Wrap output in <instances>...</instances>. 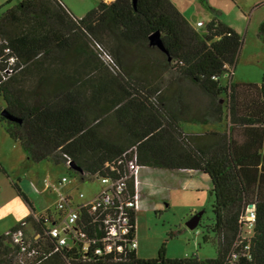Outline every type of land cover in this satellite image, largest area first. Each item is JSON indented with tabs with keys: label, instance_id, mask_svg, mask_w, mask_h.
I'll use <instances>...</instances> for the list:
<instances>
[{
	"label": "trees",
	"instance_id": "1",
	"mask_svg": "<svg viewBox=\"0 0 264 264\" xmlns=\"http://www.w3.org/2000/svg\"><path fill=\"white\" fill-rule=\"evenodd\" d=\"M200 1L212 14L204 30L170 0L100 1L81 18L61 0L2 5L0 39L21 67L0 81V112L16 120L0 121L28 160L62 165L78 180L122 176L131 157L122 155L132 148L139 168L207 175L211 217L197 235L212 243L214 257L169 258L165 243L151 258L126 243L120 252L96 255L103 212L135 194L130 177L104 210L76 205L69 247L48 235L51 210L34 216L12 184L32 214L0 235V264H264V74L257 84L220 82L230 76L242 39ZM154 33L162 49L150 44ZM257 35L264 40V19ZM186 123L216 130L187 133ZM250 205L255 218L245 237L241 217ZM124 213L130 241L135 211Z\"/></svg>",
	"mask_w": 264,
	"mask_h": 264
},
{
	"label": "rangeland",
	"instance_id": "2",
	"mask_svg": "<svg viewBox=\"0 0 264 264\" xmlns=\"http://www.w3.org/2000/svg\"><path fill=\"white\" fill-rule=\"evenodd\" d=\"M9 1L12 5L17 0H0V7ZM61 1L77 18L84 16L98 4L93 0ZM203 1L218 12V19L235 30L242 39L237 61L230 76L223 74L220 82L226 84L230 80L234 83H259L264 74V40H260L257 34L259 23L264 19V0ZM170 2L190 25L198 30H204L205 25L212 18L211 12L200 0H170ZM197 22H202L203 26L197 28ZM183 128L185 132L191 133L203 132L208 126L186 123ZM68 173L69 171L62 165H53L47 161L33 163L28 160L19 145L4 132L0 121V235L7 233L31 215V208L34 216L43 214L55 205L60 193L63 194L69 189L78 201L89 199L98 192L99 181L90 180L88 177L76 182L60 183L61 177ZM12 184L17 185L27 197L31 208ZM78 193H82L84 198L79 199ZM149 196H152L149 207L145 212L141 211L138 217V225L144 233L146 252H152L151 256L155 257L154 246L156 245L157 248L165 243V255L169 258H178L183 253H186V256L196 254L199 258L214 257L212 243H202L201 236L197 235L211 217V199L207 193L172 188L166 191H153ZM164 196L166 200L162 199ZM144 198L142 200L147 199ZM190 209L196 210L193 211L194 214L201 215L198 227L192 230L185 226V222L194 215H188ZM170 233H172L171 237H169ZM145 254L140 253V256Z\"/></svg>",
	"mask_w": 264,
	"mask_h": 264
},
{
	"label": "built area",
	"instance_id": "3",
	"mask_svg": "<svg viewBox=\"0 0 264 264\" xmlns=\"http://www.w3.org/2000/svg\"><path fill=\"white\" fill-rule=\"evenodd\" d=\"M202 22H197L196 27L201 28ZM17 58L12 55L6 42L0 39V81L8 78L15 73L21 66H17ZM130 155V159L124 162V173L118 178L100 177L98 175L88 177L90 180L95 179L100 183L98 192L93 194L89 199L76 200L72 197L69 190L63 194H59V199L55 205L50 208L51 221L48 223V235L55 240L58 247H69L76 241L74 223L77 220L76 205L83 207L88 206L91 211H96L99 208L103 209L112 198V195H119L125 187V180L133 177L135 184V194L131 199L119 202L110 211L103 212L102 225L105 231L104 238L100 240L101 247L94 250L96 255H105L110 251L115 250L120 252L123 245L126 243L127 247L131 250H136L137 242L135 235L129 240L124 238L128 236V219L124 211L132 209L136 212L137 208V195H136V179L139 167L136 164L135 149H129L123 153L122 156ZM69 167V162L67 163ZM87 178V177H84ZM83 179V178H82ZM80 179V180H82ZM78 179L72 177L71 174L63 175L60 183L76 182ZM78 198L83 199L84 195L78 193ZM104 210V209H103ZM44 214V213H43ZM42 215V214H41ZM253 206L247 207L244 216L241 217L243 221V236H249L254 223ZM19 235V234H17ZM15 237V235H14ZM37 238V236H35ZM17 242H21L15 237ZM123 243V244H122ZM235 258V256H233Z\"/></svg>",
	"mask_w": 264,
	"mask_h": 264
},
{
	"label": "crops",
	"instance_id": "4",
	"mask_svg": "<svg viewBox=\"0 0 264 264\" xmlns=\"http://www.w3.org/2000/svg\"><path fill=\"white\" fill-rule=\"evenodd\" d=\"M18 1L20 0H17L15 3H17ZM100 1L109 2L110 0H93L94 3H99ZM10 4L9 6L14 5V4L12 5ZM203 126H208V129H206L205 131L216 130L212 125L209 124ZM203 132H191V133L200 134ZM211 187L212 185L208 176L199 171L166 170V169L151 168V167H141L138 171V175L136 179V195H137V208L135 212V237L137 242V248L135 250L136 255L140 258L152 257L151 256L152 252L151 253L146 252L144 233H142L143 231H141V227L138 225L139 222L138 217L140 212L141 211L142 213L145 212V210L149 207L152 198V196L151 197L149 196L151 192L157 190L166 191V189L178 188L183 191H190V192L192 191L195 193H207L209 198L211 199V195L209 193ZM140 193H142L143 195H141ZM71 196L73 197L72 194ZM144 197L147 199L142 200ZM162 199L166 200L165 196ZM193 211L196 210L190 209L188 215L194 214ZM195 243L198 244V242ZM158 249L159 247L157 246L156 248L155 245L153 248V252L156 251L157 253ZM140 253H146V254L145 256H140ZM186 255H187L186 253H183L182 256H179L178 258L186 257Z\"/></svg>",
	"mask_w": 264,
	"mask_h": 264
},
{
	"label": "water",
	"instance_id": "5",
	"mask_svg": "<svg viewBox=\"0 0 264 264\" xmlns=\"http://www.w3.org/2000/svg\"><path fill=\"white\" fill-rule=\"evenodd\" d=\"M150 39V44L152 45H156L159 49H162V46H161V43L160 41L158 40V34L157 33H154L153 35H151L149 37ZM0 116L5 118V119H8V120H16L14 117L10 116L9 114L6 113V111H1L0 112ZM69 167L72 169V170H75V171H78L80 172V170L74 166H72L71 163H69ZM201 217L200 213H196L194 214L193 216H191L186 222H185V226L186 228H188L189 230H192V229H195L198 225V221H199V218ZM15 237L17 239H19V235L15 234Z\"/></svg>",
	"mask_w": 264,
	"mask_h": 264
}]
</instances>
